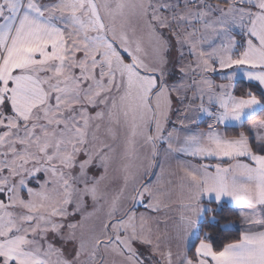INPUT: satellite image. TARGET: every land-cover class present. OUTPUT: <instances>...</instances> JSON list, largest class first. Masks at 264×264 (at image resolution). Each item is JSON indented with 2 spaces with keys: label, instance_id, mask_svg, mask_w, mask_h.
Wrapping results in <instances>:
<instances>
[{
  "label": "snow or ice",
  "instance_id": "6c2138e0",
  "mask_svg": "<svg viewBox=\"0 0 264 264\" xmlns=\"http://www.w3.org/2000/svg\"><path fill=\"white\" fill-rule=\"evenodd\" d=\"M0 264H264V0H0Z\"/></svg>",
  "mask_w": 264,
  "mask_h": 264
},
{
  "label": "trees",
  "instance_id": "16d2710c",
  "mask_svg": "<svg viewBox=\"0 0 264 264\" xmlns=\"http://www.w3.org/2000/svg\"><path fill=\"white\" fill-rule=\"evenodd\" d=\"M142 209L139 208V211H141ZM233 220H236L237 218L235 216L232 217ZM206 231H211L210 229H205ZM212 235L215 237L216 233L212 232Z\"/></svg>",
  "mask_w": 264,
  "mask_h": 264
},
{
  "label": "crops",
  "instance_id": "0c3cea01",
  "mask_svg": "<svg viewBox=\"0 0 264 264\" xmlns=\"http://www.w3.org/2000/svg\"><path fill=\"white\" fill-rule=\"evenodd\" d=\"M202 127H204V126L202 125ZM142 208H143V207H142ZM142 211H144V209H142L141 212H142Z\"/></svg>",
  "mask_w": 264,
  "mask_h": 264
},
{
  "label": "rangeland",
  "instance_id": "374dc122",
  "mask_svg": "<svg viewBox=\"0 0 264 264\" xmlns=\"http://www.w3.org/2000/svg\"><path fill=\"white\" fill-rule=\"evenodd\" d=\"M141 209H143L142 207H140Z\"/></svg>",
  "mask_w": 264,
  "mask_h": 264
}]
</instances>
